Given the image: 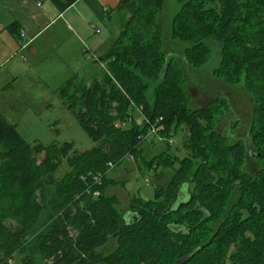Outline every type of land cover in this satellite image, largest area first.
<instances>
[{
    "label": "trees",
    "instance_id": "obj_1",
    "mask_svg": "<svg viewBox=\"0 0 264 264\" xmlns=\"http://www.w3.org/2000/svg\"><path fill=\"white\" fill-rule=\"evenodd\" d=\"M75 1L55 0L61 10ZM164 2L120 0V33L96 60L106 67L104 75L81 86L73 76L60 86L63 103L95 142L90 149L78 150L72 141L29 142L6 112L23 106L0 105V264L17 254L20 264L30 263L36 252L51 264H264V0H178L171 22L193 66L209 60L208 39L222 40L213 71L228 83L242 80L253 97L250 150L216 129V116L229 108L225 98L188 106L184 72L162 49ZM146 80H159L152 100ZM136 108L142 122L131 116ZM152 123L167 138L186 129L187 153L178 157L166 141L167 150L147 161L156 170L173 169L171 179L156 187L154 200L133 196L135 216L126 221L117 198L105 193L116 182L109 163L129 153L142 160ZM248 153L258 162L254 174L245 171ZM63 161L70 170L50 198L51 178ZM183 187L187 198L174 205ZM50 200L56 217L37 229ZM112 237L116 246L104 253Z\"/></svg>",
    "mask_w": 264,
    "mask_h": 264
},
{
    "label": "rangeland",
    "instance_id": "obj_2",
    "mask_svg": "<svg viewBox=\"0 0 264 264\" xmlns=\"http://www.w3.org/2000/svg\"><path fill=\"white\" fill-rule=\"evenodd\" d=\"M179 8L180 3L178 0H165L158 15V22L162 28V49L168 57L175 58L177 64L184 72L188 106L191 108H203L215 98H225L229 108L228 110L223 108V113L216 116V129L226 135L231 141L243 140L248 150H250L248 129L252 121L253 97L247 91L242 80L228 83L225 79L214 74L213 70L219 65L222 50V40L218 36L207 40V44L211 49V56L205 64L193 66L187 62L184 54V48L187 43L174 38L171 31L172 19ZM0 50H2V53L4 52L0 56V100L5 95L9 98L24 100L26 104L21 110L8 109L6 111L7 117L17 124L20 134L29 142L40 141L44 144L52 142L62 144L65 141H72L78 150H86L93 147L95 142L63 103L59 96V88L71 75H75V82L78 86L90 83L96 76L101 78L106 71L104 64L97 63V65H93L94 58L91 55H88L89 57L81 55L68 60L70 68L73 65L72 71L61 73L58 71L59 74L57 76L51 73L43 75V63L34 64L30 63L29 60L22 59L19 56L21 54L20 51H13L12 54L10 52L6 53L5 51L8 50L1 45ZM27 62L30 64L27 65ZM46 63L50 68H55L56 66L57 68H63L55 59H49ZM29 65L34 72L30 71L31 73H29ZM74 72L75 74H73ZM88 73L93 74V78H85ZM146 83L149 87V98L152 100L154 99L155 88L159 80H146ZM139 112L136 108L131 116L134 120L142 122V116ZM130 121L123 123L128 126ZM182 128L179 127L178 132L173 137L168 138L173 141V143H170V151L180 158H183L187 153L182 146L187 130ZM141 146L143 148L142 157H144L142 160L129 153L119 164L110 168L108 172V175L114 178L116 182L108 184L105 193L117 198V208L126 221L131 219L130 206L132 197L137 196L146 201L154 200L156 198V187H165L173 173V169H163L160 166L156 170L154 167L147 165L148 160L167 150L165 142L150 136L142 142ZM43 157L44 154L42 153L39 159L41 160ZM176 166H178V162ZM258 167L255 157L248 153L245 171L254 174ZM68 170H70V167L66 161H63L51 178L48 190L50 198L54 195L55 185L60 182L61 177ZM237 195L238 188H235L230 201L231 205ZM51 201L47 202L42 217L36 225L37 229L42 230L55 219L56 216L54 215ZM244 235L247 238H254L255 236L254 232L248 230L244 232ZM115 246L116 240L112 237L101 250L107 253ZM231 250H233V247L229 249V251ZM229 251L224 254L226 255V261L229 260ZM21 257V254L16 255L15 264H20L19 260ZM27 264H51V261L43 254L36 252L32 254L30 263Z\"/></svg>",
    "mask_w": 264,
    "mask_h": 264
},
{
    "label": "crops",
    "instance_id": "obj_3",
    "mask_svg": "<svg viewBox=\"0 0 264 264\" xmlns=\"http://www.w3.org/2000/svg\"><path fill=\"white\" fill-rule=\"evenodd\" d=\"M119 1L76 0L61 10L55 0H0V45L12 54L19 50L20 41L27 43L21 51L24 57L19 56L30 63H43V75L57 76L72 71L73 65L70 68L68 60L81 55H91L93 65L102 64L96 62L97 58L111 47L120 33V13L116 9ZM3 53L0 50V56ZM49 59H55L63 68H50L46 63ZM30 71L34 72L31 66ZM89 74L85 78H93ZM14 103L20 107L26 105L24 100L5 95L0 100L3 107Z\"/></svg>",
    "mask_w": 264,
    "mask_h": 264
},
{
    "label": "built area",
    "instance_id": "obj_4",
    "mask_svg": "<svg viewBox=\"0 0 264 264\" xmlns=\"http://www.w3.org/2000/svg\"><path fill=\"white\" fill-rule=\"evenodd\" d=\"M97 31H99V30H97ZM21 35L24 36L25 35V32L22 31ZM26 45H27V43H23V41L22 42L20 41V47H19V50L18 51L21 52L26 47ZM21 55H22V57H24L22 53H21ZM117 125H124V123L118 122ZM150 136H154L155 139H158L161 142L168 141L169 143H173L172 140H169L167 137L163 136L162 134H160L157 131L156 123H152L150 125L149 131L147 132V134H145V139L148 138V137H150ZM109 166H110V168H112L113 166H115V164L114 163H109ZM96 194L98 195L99 193L97 192ZM8 263L9 264H15V260L14 259H10L8 261Z\"/></svg>",
    "mask_w": 264,
    "mask_h": 264
},
{
    "label": "water",
    "instance_id": "obj_5",
    "mask_svg": "<svg viewBox=\"0 0 264 264\" xmlns=\"http://www.w3.org/2000/svg\"><path fill=\"white\" fill-rule=\"evenodd\" d=\"M185 193H188V190H186V187H183V190L180 192V194L177 196V199L174 202V205L181 204L183 201H185ZM135 215L131 214V218H133Z\"/></svg>",
    "mask_w": 264,
    "mask_h": 264
}]
</instances>
